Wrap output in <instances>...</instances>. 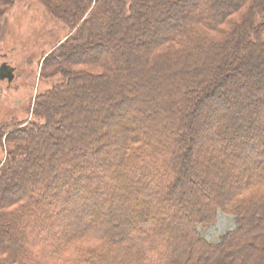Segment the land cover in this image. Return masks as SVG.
Returning a JSON list of instances; mask_svg holds the SVG:
<instances>
[{
	"label": "trees",
	"instance_id": "1",
	"mask_svg": "<svg viewBox=\"0 0 264 264\" xmlns=\"http://www.w3.org/2000/svg\"><path fill=\"white\" fill-rule=\"evenodd\" d=\"M37 1L73 34L44 61L48 72L64 70L34 104L44 123L8 134L0 219L12 230L0 237V264H264V57L245 49L264 43V0ZM124 42L140 51L141 68L123 61ZM151 75L167 87L169 101L158 99L161 118L137 108L142 85L153 87ZM107 92L109 99L89 107ZM224 109L234 112L218 122ZM198 151L239 165L248 159L239 176L230 172L237 180L223 200L222 190L188 173ZM23 170L31 171L25 183ZM33 177L41 186L30 189ZM183 183H198L206 195L199 199L214 202L176 207L188 191ZM134 191L139 205L131 203ZM96 197L99 209H90ZM183 209L188 219L178 225L185 227L169 238L149 220L169 223ZM131 211L137 227L135 220L126 226ZM219 214L232 217L234 229L210 242L201 232Z\"/></svg>",
	"mask_w": 264,
	"mask_h": 264
},
{
	"label": "rangeland",
	"instance_id": "2",
	"mask_svg": "<svg viewBox=\"0 0 264 264\" xmlns=\"http://www.w3.org/2000/svg\"><path fill=\"white\" fill-rule=\"evenodd\" d=\"M222 3L223 4L230 3V0H223ZM147 10L151 12V10H153V7L152 8L150 7V9H147ZM125 23L128 24L129 21H126ZM0 28H1L0 30V52H4L8 54L10 57L12 56L14 63L16 65V68H17L16 74L18 76V80L16 81V83H17V86L21 84V87H22V88L17 87V92L15 95V98L17 100H22V104L18 106L16 105V107H14V117L11 118V120H13L12 121L13 124L11 125V127H9V129L8 128L6 129V127L5 129H3L5 130L4 135L0 137V165H1V163L4 161L5 157L7 156V153H9L10 151L9 149L10 145L7 144L8 134L14 131L17 132L26 126H29L31 123H37V124L44 123L43 119H40L39 117H36L34 115V112H33L34 104L38 96L51 90L54 86L58 85L61 82L62 75L60 72L64 71L62 68H59L57 69L59 70V73L55 72V70L48 72L47 70H44V67H43L44 61L49 56L53 54L57 55L60 53V50L58 51L59 46L63 44L69 36L73 34V31L70 30L65 25H63L60 21L50 16L46 12L42 4L37 0H14L12 2L8 1L5 4H0ZM250 40L252 41L254 40V38ZM123 44H124L122 48L124 50V55L122 57L123 61L125 59H128L129 61L133 60L137 68H141L140 63H141V59H143L142 58L143 56H140V51L137 52V51L130 49L126 42H124ZM261 46L262 47H252V46L247 45L245 46L246 47L245 49H248V52H251L255 57L262 58L264 57V43H262ZM122 49L120 48V50ZM135 52L139 54L138 57H136ZM102 59L106 61L107 57H104ZM234 61L236 64H243L241 59H238V60L235 59ZM73 68L80 69V67H73ZM84 68L85 67H82V69ZM127 68L131 70L137 69L132 66V63L131 64L128 63ZM138 72L141 73V70H139ZM153 75L148 76L149 80H150V77H153V79H155L153 83H150L153 85V87L150 86V89H148L146 88V85L143 84L142 87L140 88L138 95L141 97L140 98L141 102L140 104H138L139 106L137 108L141 109L146 114L148 113L153 114L156 112L157 115L155 116L157 118H161V116L159 117L161 106L159 104L160 102H158V99L160 98L161 100L165 102L169 101V98H167L165 95V92H166L165 90L167 89V87L161 86L160 85L161 80H159L158 78L159 76L156 78ZM139 76H143V75H139ZM256 80L260 81L261 79H259L258 77ZM135 87L138 88L139 86H135ZM110 95L111 94H109L108 92L106 93V95H103L102 97L100 96L99 98H97L98 96L95 95L96 101H94L93 99L91 100L89 99V101L92 102L89 104V107L96 108L98 105H101L100 104L101 101L97 102V100L99 101L100 99L104 101L106 99H109ZM149 99L150 101H148ZM142 101L143 102L146 101L147 103H149V105H147V103H145L146 105L142 104ZM94 102L96 106H94ZM83 111H85V109H83ZM142 111H139V113H142ZM231 111L234 112V110L232 109L222 110L220 113L222 116H220L221 119H219L218 122L222 121L223 123L224 120L226 119L227 121H229ZM107 113H108L107 110H105V114ZM225 113H227L228 115L226 114L227 115L226 116ZM54 115H55V118L57 119L58 115L56 113ZM56 119L54 120L56 121ZM58 120L60 122V119H57V121ZM246 120H250V117L246 118ZM234 121L231 120L232 122L231 124L235 125ZM72 123L74 124L73 121ZM3 124L4 123H2L1 125ZM141 125L145 126V124L143 123ZM55 126H58V122L54 125V127ZM51 127L54 128L53 126ZM48 130L50 129L48 128ZM164 131L165 129H163V132ZM111 139L114 140V137L111 136ZM11 145H12V142H11ZM195 155L196 157L192 161V166L193 168L194 167L195 168L192 169V171L190 170L188 173L192 172L190 176H192L193 179L197 178L199 175H202V177H204V179L206 180V183L211 182L210 184L211 186H213V188L222 190L221 200H223L224 197L229 193L228 184L230 182L232 183L235 180H237V177L235 178V177L230 176L231 175L230 172H235L239 166H241L242 164H245L246 162L248 163V159H246L247 161L244 160V162L241 165H239L238 164L239 162L235 161L234 163V159L232 157L230 158L228 156L229 158L228 157L225 158L224 154L222 153L219 155L218 153L210 154V153H206L203 151H198V153L196 152ZM257 156H258V153L256 152V157ZM256 159H259V156ZM202 169H204L205 172ZM212 170L213 171L215 170L216 172L220 174L218 176H220L223 183L221 182V179L219 178L216 180V179L209 177L210 171ZM23 172L25 173V175L22 176V180H23V183H25V180H28L27 175H31L30 174L31 171L23 170ZM238 172L239 171H236L235 174L239 176ZM39 183L40 182L37 181V177L36 178L33 177L32 183L29 184L30 189L32 187L35 188V186L36 188H38L39 186H41L40 185L41 183L40 184ZM182 186H185L186 188L184 190H188V191H187V194L181 195L180 193V195L175 198L176 203L174 204L176 205V207L182 204L184 208L189 207L190 209V207L192 208L196 206L197 203L199 204V203L205 202L206 204H210L214 202V200L211 201L209 199V196L205 200L199 199L201 196L202 198H205L206 195L203 192L198 190L197 188L198 183L196 185H193L190 183L188 184L183 183ZM157 187H159L158 184L155 185L154 190H157ZM154 190H151V192H153ZM196 190L198 191L197 201H195L194 199L195 195L194 194L192 195V193H195ZM96 199H97L96 203L91 205L90 209H93V208L99 209V204H100L101 199H99V197H96ZM130 199H132L131 203L136 202L138 203V205L141 200L137 191H134L130 195ZM97 202H99V204ZM127 202L129 205H131V203H129V198ZM183 210H184V213L182 214L178 213L175 216L173 215L172 216L173 219L169 223H162L163 220L161 221L160 220L161 218H155L152 216L151 218H149V220L150 221L152 220L153 222L156 221L157 223H159V225L167 229V231H165L167 233L166 237L169 238L173 236V234H176L177 232L181 233L182 227H185L183 226V224L178 225V223H180L181 221L185 219L184 217L188 219L186 216L187 215L186 209H183ZM130 213H133V214L128 213L129 215H127V217L128 216L131 217L132 215L133 218L131 221H129L126 224V226L130 228L134 227L132 226L131 223L135 220L136 227H137V222H138L137 214L132 211ZM165 219L164 221H167ZM183 223H186V222L183 221ZM175 224L178 226V228L176 229L174 228ZM232 229H234V219L232 217L219 214L217 222L209 229L203 230L201 234L208 241L216 242L218 238H220L221 235H223L227 231H231ZM11 230H12L11 226L7 225L6 222L0 219V233H1L0 237L2 241H6L5 239L9 237L8 235L10 234Z\"/></svg>",
	"mask_w": 264,
	"mask_h": 264
},
{
	"label": "flooded vegetation",
	"instance_id": "3",
	"mask_svg": "<svg viewBox=\"0 0 264 264\" xmlns=\"http://www.w3.org/2000/svg\"><path fill=\"white\" fill-rule=\"evenodd\" d=\"M17 68L12 56L0 52V131L11 127L14 117V107L22 104V100L15 98L18 80ZM7 120V122H6ZM6 122V123H5ZM4 123L3 125H1Z\"/></svg>",
	"mask_w": 264,
	"mask_h": 264
},
{
	"label": "bare ground",
	"instance_id": "4",
	"mask_svg": "<svg viewBox=\"0 0 264 264\" xmlns=\"http://www.w3.org/2000/svg\"><path fill=\"white\" fill-rule=\"evenodd\" d=\"M264 164V154L261 156V161L259 162V167Z\"/></svg>",
	"mask_w": 264,
	"mask_h": 264
}]
</instances>
